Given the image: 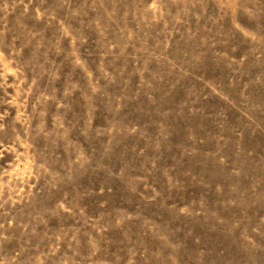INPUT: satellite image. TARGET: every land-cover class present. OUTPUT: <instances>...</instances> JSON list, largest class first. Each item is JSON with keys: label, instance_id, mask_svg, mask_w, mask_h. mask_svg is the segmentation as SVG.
I'll use <instances>...</instances> for the list:
<instances>
[{"label": "rangeland", "instance_id": "1", "mask_svg": "<svg viewBox=\"0 0 264 264\" xmlns=\"http://www.w3.org/2000/svg\"><path fill=\"white\" fill-rule=\"evenodd\" d=\"M0 264H264V0H0Z\"/></svg>", "mask_w": 264, "mask_h": 264}]
</instances>
